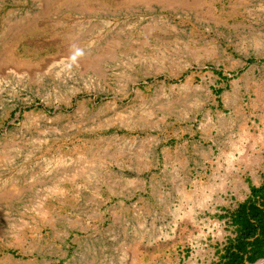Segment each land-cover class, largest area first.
Returning <instances> with one entry per match:
<instances>
[{"label": "rangeland", "instance_id": "rangeland-1", "mask_svg": "<svg viewBox=\"0 0 264 264\" xmlns=\"http://www.w3.org/2000/svg\"><path fill=\"white\" fill-rule=\"evenodd\" d=\"M263 181L264 0H0V264H223Z\"/></svg>", "mask_w": 264, "mask_h": 264}, {"label": "trees", "instance_id": "trees-1", "mask_svg": "<svg viewBox=\"0 0 264 264\" xmlns=\"http://www.w3.org/2000/svg\"><path fill=\"white\" fill-rule=\"evenodd\" d=\"M252 191L255 197L258 195L259 204L256 203L257 200H251L238 211L236 221L240 225L241 235L237 237L238 243L223 264H240L244 257L252 260V256L243 247V241L248 239H251L250 243L257 250L254 253L264 256V181Z\"/></svg>", "mask_w": 264, "mask_h": 264}, {"label": "bare ground", "instance_id": "bare-ground-1", "mask_svg": "<svg viewBox=\"0 0 264 264\" xmlns=\"http://www.w3.org/2000/svg\"><path fill=\"white\" fill-rule=\"evenodd\" d=\"M258 264H264V262H259Z\"/></svg>", "mask_w": 264, "mask_h": 264}]
</instances>
